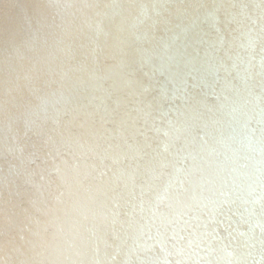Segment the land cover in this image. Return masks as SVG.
I'll list each match as a JSON object with an SVG mask.
<instances>
[{
    "label": "bare ground",
    "instance_id": "bare-ground-1",
    "mask_svg": "<svg viewBox=\"0 0 264 264\" xmlns=\"http://www.w3.org/2000/svg\"><path fill=\"white\" fill-rule=\"evenodd\" d=\"M0 264H264V0H0Z\"/></svg>",
    "mask_w": 264,
    "mask_h": 264
}]
</instances>
